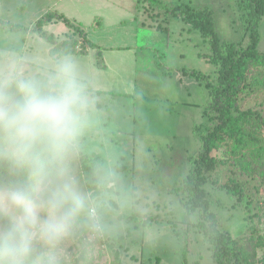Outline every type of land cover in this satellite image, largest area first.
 <instances>
[{
    "label": "rangeland",
    "instance_id": "obj_1",
    "mask_svg": "<svg viewBox=\"0 0 264 264\" xmlns=\"http://www.w3.org/2000/svg\"><path fill=\"white\" fill-rule=\"evenodd\" d=\"M159 1L210 10L214 30L222 40L238 41L243 35L233 0ZM135 4L136 0H0V20L30 27L45 14L57 13L85 31L98 47L85 55H72L98 104L96 124L85 138V153L96 154L101 161L111 159L129 178L140 175L143 165L144 175L159 191L152 214L143 222L128 221L119 238L93 264H183L184 255L189 264H215L207 242L194 228L197 215L186 213L187 198L180 188L199 153V134L214 125L211 113H203L209 102L204 82L183 75L196 70L214 81L209 46L180 19L146 2L138 4L136 13ZM135 15L138 27L132 19ZM43 30L58 41L69 36L80 41L59 21L46 24ZM258 34L257 52L264 56V17ZM247 43L244 38L243 45ZM51 48L37 34L0 32V50L48 56ZM237 105L264 117V91L239 95ZM214 155L218 163L205 173L204 186L210 210L220 231L262 244L256 248L254 263L260 264L264 258L262 180L239 168L229 144ZM251 163L264 172V162Z\"/></svg>",
    "mask_w": 264,
    "mask_h": 264
},
{
    "label": "clouds",
    "instance_id": "obj_2",
    "mask_svg": "<svg viewBox=\"0 0 264 264\" xmlns=\"http://www.w3.org/2000/svg\"><path fill=\"white\" fill-rule=\"evenodd\" d=\"M96 97L78 61L0 50V264H93L159 191L85 160Z\"/></svg>",
    "mask_w": 264,
    "mask_h": 264
},
{
    "label": "trees",
    "instance_id": "obj_3",
    "mask_svg": "<svg viewBox=\"0 0 264 264\" xmlns=\"http://www.w3.org/2000/svg\"><path fill=\"white\" fill-rule=\"evenodd\" d=\"M141 2L158 7L167 15L188 24L209 46L208 62L214 67V81L209 80L207 74L196 70L184 72L183 75L187 74L199 82H204L209 102L203 113H211L209 119L214 125L199 134V153L192 160L189 174L182 179L180 188L187 198L184 202L186 213L197 215L198 220L194 228L207 242L215 264H254L256 248L262 244L258 245L249 238L236 239L229 233L220 231L217 218L210 210V200L204 186L205 173L213 170L218 163L214 153L227 144L239 168L253 177L259 175L264 185V172H258L251 163L264 162V117L257 111L242 110L237 105L239 95L264 91V56L257 52L260 41L258 26L264 17V0H233V13L243 24V35L238 41L222 40L217 35L212 12L206 8L173 7L159 0H136V9ZM58 21L73 30L80 41L73 36L58 41L52 34L43 30L46 24ZM0 32L24 33L26 36L37 34L52 46L50 55H85L88 49H98L96 44L88 40L85 31L63 14L47 13L30 27L0 20ZM244 38H248L246 46L243 45ZM85 160L87 162L101 158L88 153ZM132 219L134 218L129 221ZM173 233L178 235L179 231L173 229ZM114 257L118 261L119 255L115 253ZM259 263L264 264V258ZM183 264H189L185 255Z\"/></svg>",
    "mask_w": 264,
    "mask_h": 264
},
{
    "label": "crops",
    "instance_id": "obj_4",
    "mask_svg": "<svg viewBox=\"0 0 264 264\" xmlns=\"http://www.w3.org/2000/svg\"><path fill=\"white\" fill-rule=\"evenodd\" d=\"M135 8H136V4H135ZM135 11H136V13H138V9H135ZM132 19L135 20V22H136V27H138V15H137V16L135 15V17L132 18ZM142 25H143V24H142ZM136 29H137V28H136Z\"/></svg>",
    "mask_w": 264,
    "mask_h": 264
}]
</instances>
